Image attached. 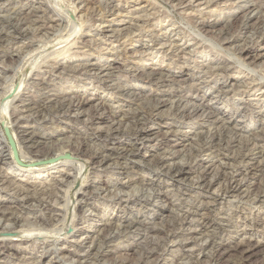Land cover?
Returning a JSON list of instances; mask_svg holds the SVG:
<instances>
[{
    "label": "rangeland",
    "instance_id": "rangeland-1",
    "mask_svg": "<svg viewBox=\"0 0 264 264\" xmlns=\"http://www.w3.org/2000/svg\"><path fill=\"white\" fill-rule=\"evenodd\" d=\"M0 139V264H264V0H0Z\"/></svg>",
    "mask_w": 264,
    "mask_h": 264
},
{
    "label": "bare ground",
    "instance_id": "bare-ground-1",
    "mask_svg": "<svg viewBox=\"0 0 264 264\" xmlns=\"http://www.w3.org/2000/svg\"><path fill=\"white\" fill-rule=\"evenodd\" d=\"M65 11V10H64ZM67 12V11H66ZM60 15V14H59ZM17 27V31H19V30H21V28L20 27H18V26H16ZM15 27V28H16ZM75 27H76V25H75ZM77 28V27H76ZM76 28H75V30H73L74 28H72V33H74L73 31H76ZM20 33V32H19ZM22 33V32H21ZM77 33V32H76ZM73 35V34H72ZM22 36H23V34H22ZM70 36V35H69ZM69 38V37H68ZM39 56V55H38ZM22 84V83H21ZM13 88H14V86H13ZM12 91H13V89H12ZM19 92H20V90H18V92L13 96V99H15V98H17V96H19L18 94H19ZM9 93H11V92H9ZM7 95V94H6ZM11 102V101H10ZM82 103V102H81ZM10 104V103H9ZM69 104H72V102H70ZM68 105V104H67ZM72 105H74V104H72ZM79 105H80V102H79ZM70 106V105H69ZM3 108H2V110H3V112L4 113H7V110H8V105L6 104V105H4V106H2ZM73 107V106H72ZM60 110H65V109H67V111L68 110H71V109H69V107H67V106H65V105H62V104H60V107H58ZM154 108H155V106H154ZM149 110V109H148ZM156 110V109H155ZM72 111V110H71ZM154 111V110H153ZM2 112V111H1ZM38 112V111H37ZM96 112V111H95ZM135 114V113H134ZM98 116H99V114H98ZM101 116L103 117V115L101 114ZM100 117V116H99ZM8 118V117H7ZM149 118V117H148ZM147 117H145V115L144 114H138V115H133L132 117H131V119H133L134 121V127H136L137 128V130L134 132V134L133 135H135V136H137V137H139V138H142V137H144V135H145V132H146V130H147V128H146V125H148V123H149V119H148ZM93 119V122H95L97 119L96 118H92ZM130 120V119H129ZM128 120V121H129ZM98 121V120H97ZM132 121V120H131ZM132 123V122H131ZM114 133V132H113ZM109 135V134H108ZM108 135H99V138H109L110 139V141H112V140H115V139H118V138H121V137H124L126 134H123V133H121V132H119V131H116V133L115 134H113V135H111V137H107ZM200 135V134H199ZM128 136V135H127ZM216 137V136H215ZM215 137H212V138H215ZM144 139V138H143ZM220 139V138H219ZM108 140V139H107ZM142 140V139H141ZM201 143H204L205 142V137L204 136H201ZM207 140V139H206ZM215 140H218V137L215 139ZM221 140V139H220ZM219 140V141H220ZM113 142V141H112ZM215 142H217V141H215ZM4 141H2L1 139H0V146L3 148V150L4 149H6L7 148V151H8V146H4ZM104 143V142H103ZM111 143V142H110ZM218 144V143H217ZM7 145V144H6ZM204 146V145H203ZM203 149H205L206 147H202ZM122 149V148H121ZM129 150V149H128ZM9 151L11 152V158H14V156H13V152L11 151V149L9 148ZM126 151V150H125ZM6 152V151H5ZM66 151L64 150V153H65ZM201 151L199 150V152L198 153H200ZM196 153V152H195ZM198 153L196 154V155H198ZM27 154H29V153H27ZM49 154L50 153H48V152H46V153H43V154H36L35 155V157H30V158H28V157H26L25 156V154L23 153L22 154V156L20 155V152H19V156H20V158L22 159V161L23 162H26V161H30V162H32L30 165L31 166H33V165H38V160H40V159H44V158H48L49 157ZM53 155V154H52ZM55 155V154H54ZM61 155V154H60ZM194 155V157L196 156L195 154H193ZM246 155V154H245ZM59 156V155H58ZM122 156V155H121ZM128 157V154H126V155H124L123 157ZM242 156V155H241ZM245 157H247V156H244V158ZM243 159V158H242ZM15 160V159H14ZM244 160V159H243ZM34 162V163H33ZM15 163L16 164H18L16 161H15ZM66 163H71V162H66ZM86 163V162H85ZM19 165V164H18ZM73 166H74V164H72ZM80 165H82V168H81V166H80V172H78L79 173V175H81V174H83L82 172L84 171V169H85V164H80ZM33 169L32 168H30V170H27L26 172H30V171H32ZM170 171V174L171 175H175V176H182L183 174H185V172H186V168H183V167H181V166H174V167H171L170 169H168V172ZM36 172V171H35ZM226 174V173H225ZM174 176V177H175ZM224 176V175H223ZM80 177V176H79ZM79 177H77V178H79ZM225 178H226V176H224ZM223 177V178H224ZM224 178V179H225ZM203 187L205 188V189H209V187H210V185H207V186H204L203 185ZM28 188V187H27ZM53 189V188H52ZM55 189V188H54ZM207 189V190H208ZM222 191L224 192V193H235V192H237L238 190H239V185L238 184H236V182H235V179H234V181H233V178L231 177L230 179H228V177H227V182H226V184L222 187ZM5 190V189H4ZM37 190V189H36ZM39 190V189H38ZM258 190H261L263 193H264V187H259V189ZM44 192H41V193H36V194H38V195H43V196H47V195H53V193H55V192H53V190L51 191V190H43ZM258 192H260V191H258ZM23 193V192H22ZM77 196V195H76ZM49 198L51 197V196H48ZM23 198V197H22ZM30 198H31V195H30V197H29V195H28V193H27V195H26V193H25V195H24V204H28L31 200H30ZM36 199H37V197H36ZM43 199V198H42ZM22 200V199H21ZM35 200V199H34ZM38 202H39V205L41 206V208H43L45 211H52V207L50 206V204H48V202H46V201H43V200H41L40 198H38ZM70 210V209H69ZM68 213V212H67ZM0 214H2V216L4 217V219L5 220H10V218H13V219H16L15 217H13V215H12V217H10L8 214H6L5 212H3V211H1V209H0ZM68 214H70V212L68 213ZM48 219V218H47ZM44 223V222H43ZM37 226V225H36ZM9 228H2V230H3V232H13V230L14 229H11V230H8ZM111 229V228H110ZM62 230V229H61ZM107 230H109V228L107 229ZM33 231H42L41 229H31V230H23V231H20L19 232V235L20 234H23L24 236H21L18 240H21L22 239V237L24 238H26V234H28V236H27V240L29 241V236H31V238H32V236H33V234L31 235V233L33 232ZM110 231V230H109ZM18 232V231H17ZM62 232V231H61ZM157 233H158V231H156ZM155 232V233H156ZM162 232V231H161ZM38 235H42V236H44V237H46V235L45 234H43V233H40L39 232V234ZM37 235V236H38ZM58 235V234H57ZM62 235V234H61ZM35 236V235H34ZM106 236V235H105ZM37 238V237H36ZM47 238V237H46ZM49 238V237H48ZM60 237L58 236L57 237V239L55 240L56 242H58L60 239H59ZM53 239V238H52ZM23 240V239H22ZM107 240V239H106ZM4 241V240H3ZM8 241V240H7ZM48 241H50L49 239H48ZM10 242V241H9ZM105 242V241H104ZM103 242V243H104ZM44 243V242H43ZM5 244V243H4ZM214 244V243H213ZM56 246V245H55ZM249 246V245H248ZM4 247V246H3ZM253 247V246H252ZM246 248V247H245ZM249 248L251 249V246H249ZM244 250V249H243ZM242 250V253L243 252H245V250L243 251ZM99 251V250H98ZM238 252H240V251H238ZM241 253V254H242ZM244 254V253H243ZM242 254V256H241V259L239 260V261H241V263L240 264H249V263H247V258L244 256ZM217 256V255H216ZM251 256V255H250ZM215 257V256H214ZM213 257V258H214ZM216 258V257H215ZM213 261V260H212ZM217 261V260H216Z\"/></svg>",
    "mask_w": 264,
    "mask_h": 264
},
{
    "label": "water",
    "instance_id": "water-1",
    "mask_svg": "<svg viewBox=\"0 0 264 264\" xmlns=\"http://www.w3.org/2000/svg\"><path fill=\"white\" fill-rule=\"evenodd\" d=\"M17 89H18V87L15 89V92L11 96H13L16 93ZM2 126L4 128V133H5V137L7 139V142H8V144H9V146H10L12 152H13V156H14L15 161L20 166H26V164H24L21 161V159H20L19 152H18V146H17V144H16V142H15L13 136H12L11 130L7 126L5 120L2 122ZM61 158L64 159V160H70L71 159L70 155H65V156H63ZM61 158H51V159H49L47 161H43V162L38 163V166L42 165V164H53V163L57 162L59 159H61Z\"/></svg>",
    "mask_w": 264,
    "mask_h": 264
}]
</instances>
